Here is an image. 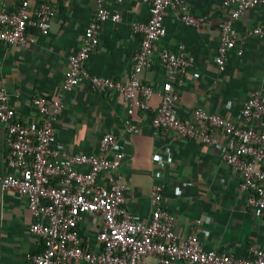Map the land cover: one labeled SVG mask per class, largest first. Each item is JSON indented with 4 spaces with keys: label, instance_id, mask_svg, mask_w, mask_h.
Segmentation results:
<instances>
[{
    "label": "crops",
    "instance_id": "1",
    "mask_svg": "<svg viewBox=\"0 0 264 264\" xmlns=\"http://www.w3.org/2000/svg\"><path fill=\"white\" fill-rule=\"evenodd\" d=\"M56 7L49 32L36 31L33 44L0 42V87L9 95L16 118L34 127L41 115L32 99L45 95L62 103L55 120L56 143L76 153H99L104 133L116 137L108 156L122 148L124 158L119 171L128 184L126 207L139 221H148L152 206V185L162 187L161 205L173 216L174 232L182 239L195 232L205 249L231 251L245 256L252 246L264 248V211L257 215L247 204L248 193L239 187V173L226 164L215 149L197 141L180 139L171 133L155 135L151 113L135 109L131 122L138 131H125L126 109L118 92L98 93L87 81L70 91L62 89L68 55L80 45L83 32L92 19L96 0H47ZM189 13L201 17L199 25L183 23L171 9L163 14L164 35L157 41L151 64L140 73L142 83L158 88L166 80L159 59L163 49L176 50L183 44L194 56V64L173 82L179 94L176 110L190 117L196 107L237 121L243 101L255 90L264 89V38L250 33L256 25L264 27V4L243 11L234 21L236 47L227 55L225 69L214 61L219 25L230 15L221 0H184ZM16 2L0 0V7L16 8ZM119 9L121 20L105 21L97 45L84 62L91 75L126 81L138 50L141 33L132 22L144 23L148 4L141 0H108ZM243 52L238 55L237 49ZM154 93L148 104L157 107ZM9 141L0 123V174L6 171ZM161 155V161L157 156ZM264 166V163H263ZM84 170L85 167H80ZM34 221L24 195L3 190L0 185V264H29V255L42 250V240L29 231ZM100 218L85 215L78 233L84 245L97 246L95 235ZM151 261L154 258L150 257ZM65 264H84L71 260Z\"/></svg>",
    "mask_w": 264,
    "mask_h": 264
},
{
    "label": "built area",
    "instance_id": "2",
    "mask_svg": "<svg viewBox=\"0 0 264 264\" xmlns=\"http://www.w3.org/2000/svg\"><path fill=\"white\" fill-rule=\"evenodd\" d=\"M8 1L17 4L14 10L0 7V42L33 44L36 40L33 32L41 35L49 32L56 12L52 3ZM141 1L148 4L149 16L144 23H131L132 30L141 33V40L133 54L128 79L122 82L91 75L84 68L85 60L97 45L101 25L108 20H121L119 9L112 8L108 0H96L95 13L80 45L68 55L62 89L70 91L87 81L95 92H118L126 109L127 133L138 131L131 116L139 109L151 113L150 124L155 135L171 133L215 149L239 173V187L248 193L247 204L260 215L264 211V89L255 90L243 101L237 121L202 107H196L190 117H180L176 110L179 94L173 82L193 66L194 56L183 44L173 51L163 49L159 59L166 80L158 88L142 83L140 73L150 66L155 45L165 33L162 21L166 9L174 11L187 25L197 26L202 18L189 13L184 0ZM221 4L230 9L228 18L219 25L214 58L217 68L223 71L229 51L236 47L234 21L243 11L264 4V0H221ZM249 32L264 38V27L260 25ZM242 52L239 47L238 55ZM154 93L160 96L157 107L148 104ZM32 102L41 115L40 124L34 127L16 118L8 93L0 87V123L9 141L7 169L0 174V185L3 190H13L26 197L34 218L29 231L43 244L41 251L29 255V264H65L71 260L84 264H264L261 247L252 246L245 256L238 257L227 250L205 249L195 232L179 239L174 232L175 217L161 205L160 183L153 184L150 191L152 210L148 221L136 220L125 205L128 184L119 171L124 152L120 148L108 156L116 142L115 135L110 132L102 135L99 153H76L60 148L54 123L62 103L45 95L33 98ZM162 158L157 156L159 161ZM85 215L100 218L94 249L84 245L78 233Z\"/></svg>",
    "mask_w": 264,
    "mask_h": 264
}]
</instances>
